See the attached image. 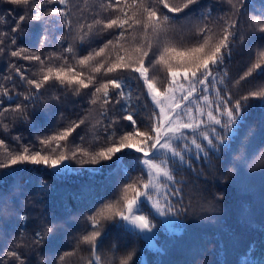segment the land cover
Wrapping results in <instances>:
<instances>
[{"label":"snow or ice","instance_id":"1","mask_svg":"<svg viewBox=\"0 0 264 264\" xmlns=\"http://www.w3.org/2000/svg\"><path fill=\"white\" fill-rule=\"evenodd\" d=\"M0 4L23 10L10 31L0 27V61L6 63L0 71V189L4 178L27 166L64 176L74 171L72 163L116 185L113 197L75 216L85 227L72 237L70 251L55 247L60 225L70 227L84 201H62L52 209L54 220L46 181L35 192L19 182L0 190V223L7 226L5 214L20 221L19 235L0 246V264H65L78 252L87 253L83 264H140L135 245L121 248L118 241L111 245L113 259L101 256L112 228L152 247L170 218L197 215L194 200L197 219L215 223L226 193L209 195L208 177L226 186L241 170L251 174L248 149L261 134L249 117L253 108L264 110V83L240 89L254 74L264 76V2L96 0L86 11L78 0ZM7 24L0 16V26ZM30 26L39 29L34 38ZM109 49L114 57L105 55ZM241 50L248 51V64L232 78L227 65ZM70 104L79 108L76 119L63 110ZM18 125L43 134L24 143L14 134ZM126 157L131 167L123 164ZM105 168L112 171L105 175ZM17 202L21 211L9 207ZM255 250L250 241L246 251ZM219 252L217 244L215 264H229Z\"/></svg>","mask_w":264,"mask_h":264},{"label":"trees","instance_id":"2","mask_svg":"<svg viewBox=\"0 0 264 264\" xmlns=\"http://www.w3.org/2000/svg\"><path fill=\"white\" fill-rule=\"evenodd\" d=\"M96 0H78L80 7L87 9L93 5ZM264 0H256L257 6ZM11 9V15L7 14V10ZM23 14L21 8L12 5L0 4V16L8 21L5 27L10 31V27L14 24L18 16ZM27 31L34 38L39 29L34 26L27 28ZM54 37L59 38L60 33H52ZM179 39V38H178ZM67 46V44H65ZM115 55L111 49L105 54ZM20 64L28 62L19 61ZM75 63V61H73ZM248 64V51L241 50L234 54L233 59L227 65L228 71L232 78H238L243 73ZM6 67L4 61H0V71ZM33 68L37 66L32 65ZM85 73L89 69H83ZM31 74V73H29ZM264 83V76L254 74L253 78H249V82L243 83L241 91L254 89L259 84ZM235 91V90H234ZM252 104H258V101H252ZM86 106V105H85ZM65 114L69 119H76L79 108H73L70 104L65 109ZM252 114L250 121H258L260 124L261 134L249 146V154L252 156L250 161L251 167L247 174L240 171L239 174L226 186L215 182L211 176L208 177L205 187L209 195L218 191L226 193V199L220 207L221 211L217 213L218 219L215 223L208 220L197 219L199 215L198 201H193L196 216L189 215L186 218L174 219L173 225L177 227V231H169L165 227L159 230L155 237L156 248L149 249L145 246L144 241L138 240L134 234L126 233L121 229L112 228L109 240L101 250V256L105 260L113 259L114 249H111L113 241H118L121 248L127 245H135L139 252L140 264H215L216 256L214 255L217 244H219V259L221 261L227 259L229 264H260V259L264 257V173L260 169L264 167V110L259 108L251 109ZM59 113H57L58 115ZM95 112L89 114L88 118L95 123ZM49 124H55L53 118ZM81 134L83 132L81 130ZM14 134H20L24 137V143L35 141L38 134H43V129L37 132L36 128L28 125H18L14 130ZM75 135V133H74ZM7 142L14 144L10 137H4ZM78 142V137H77ZM18 147V146H17ZM40 146L37 144V148ZM3 150L0 149V158H2ZM123 164L131 167L129 158H125ZM73 172L64 174V176L53 175L49 170L41 166H27L28 170L19 173L17 176H8L4 178L3 189L6 190L15 182L31 192H35L41 180L46 181L51 186L50 195L48 197L49 215L56 219V213L52 209L57 208L62 201H67L69 197L77 201H84L83 205L74 213V218L70 221L71 226L61 224V233L57 237L55 247L60 251L71 250L73 245L72 237L80 233L85 227L82 219L78 220L75 216L81 218L88 214L97 202H103L113 197L116 191L115 182L112 185L107 183L104 176H91L87 174L86 168L81 169L79 165L72 163L70 165ZM117 164H112V168H116ZM112 168H105V175L112 171ZM85 171L81 175L77 172ZM135 174V173H133ZM28 182L25 184V182ZM188 190L186 189V193ZM74 203H78L74 201ZM187 203V200H186ZM15 211H21L20 202L15 205H9ZM243 208V211L241 209ZM38 210V209H37ZM34 215V213H33ZM7 226L0 223V246L11 243L18 235L17 231L20 221L14 214H5ZM31 233V225L28 228ZM256 241L255 254L246 251L250 241ZM227 252L225 253V246ZM201 250H203L201 252ZM87 253L78 252L76 256L66 258L65 264H83L82 257H86ZM121 253L115 254V259H119Z\"/></svg>","mask_w":264,"mask_h":264},{"label":"rangeland","instance_id":"3","mask_svg":"<svg viewBox=\"0 0 264 264\" xmlns=\"http://www.w3.org/2000/svg\"><path fill=\"white\" fill-rule=\"evenodd\" d=\"M172 220V223L170 225H168L167 227H165L167 230L169 231H177V227L173 225L174 223V219L173 218H170ZM149 249H155L156 248V243L154 241V244L152 247H148Z\"/></svg>","mask_w":264,"mask_h":264}]
</instances>
